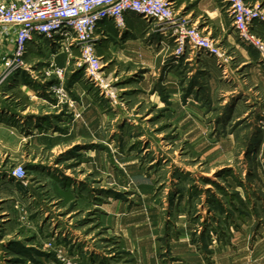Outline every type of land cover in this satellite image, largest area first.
<instances>
[{"label": "rangeland", "instance_id": "374dc122", "mask_svg": "<svg viewBox=\"0 0 264 264\" xmlns=\"http://www.w3.org/2000/svg\"><path fill=\"white\" fill-rule=\"evenodd\" d=\"M246 2L264 9V0ZM174 9L195 24L179 1ZM225 19L248 64L220 43L218 57L189 48L177 57L150 20L96 42L97 78L76 47L69 57L46 41L28 45V69L6 81H57L52 70L64 67L67 97L52 95L55 108L42 115L15 94L13 105H36L31 120L49 133L24 140L13 158L0 142V264H138L102 215L109 203L144 200L162 212L159 259L174 260L170 232L184 221L207 263L264 264V62ZM153 41L152 54L134 48ZM17 166L22 180L9 173Z\"/></svg>", "mask_w": 264, "mask_h": 264}, {"label": "built area", "instance_id": "2783aa9c", "mask_svg": "<svg viewBox=\"0 0 264 264\" xmlns=\"http://www.w3.org/2000/svg\"><path fill=\"white\" fill-rule=\"evenodd\" d=\"M231 17L234 32L243 45L255 50L264 62V41L257 27L264 24V9L246 0H222ZM173 0H0V39L13 44L0 68V91L15 70H27L25 61L30 43L49 42L57 51L71 56L72 47L79 52L87 76L97 78L100 57L96 42L104 37L109 24L125 28V16L136 15L152 21L157 30L173 42L172 53L179 57L187 48L191 51L220 56V45L186 16L178 15ZM64 67L52 70L57 81L49 93L61 101L67 97L64 87ZM10 175L22 180L25 170L14 167ZM65 264H75L66 261Z\"/></svg>", "mask_w": 264, "mask_h": 264}, {"label": "crops", "instance_id": "0c3cea01", "mask_svg": "<svg viewBox=\"0 0 264 264\" xmlns=\"http://www.w3.org/2000/svg\"><path fill=\"white\" fill-rule=\"evenodd\" d=\"M178 1L180 2L181 10H184L183 12L186 11L188 16L192 15L193 22L204 34L210 36L217 43L221 45L226 44L229 48H234V50L240 52L243 58L242 64H248L250 62L247 51L243 46H239L234 33L229 31L228 25H226L225 16L231 17L222 0H173L174 5H176ZM196 9L199 12L193 15ZM142 21L145 20L131 13L126 14L125 29L123 31H129L128 26L132 23ZM113 29L119 30L113 24H109L104 37H101L99 41L106 39L108 31ZM257 30H259V33L264 34V24H260ZM169 39L170 38L164 37L165 43L162 40L161 43L163 46L167 47V49L171 48L172 53L173 42L172 40L169 41ZM135 41H137L136 38L133 42ZM128 42V38H126L124 44ZM154 44V41L147 45L140 46L136 44L134 48L139 49L142 55L152 54ZM12 49V43L4 42L0 39V68L3 57L9 54ZM160 51H162V49ZM28 52L31 55L34 54L32 50L29 51L27 46V53ZM192 52L194 53V51ZM186 54L185 60H189L190 55L189 53ZM250 66L258 71L260 64H251ZM168 74H170V72H168ZM55 82L56 81H7L1 88L0 142L3 140L6 149H10L12 153L11 158L14 157L13 155L18 151L19 146L25 142L24 140H28L30 137H37L38 135L40 137L39 139H41L49 133V129L47 130V127H45L47 122L44 121L41 129L38 130L39 127L36 125L35 121L31 119L40 117L37 113V109L34 108L36 105L42 108V115H47L50 112L49 109L55 108L54 103L50 99L52 95L49 93L50 86ZM17 91L25 94L27 99L36 105L27 104L23 109L16 108L13 103L17 105V98L15 95L18 93ZM2 106L3 109H1ZM62 123H65V121ZM22 129L26 132H21ZM71 132L72 127L69 133ZM33 142H35V139H33ZM6 174H8L7 162L4 163V160L0 157V183L3 180L2 178L7 177ZM161 219V209L157 205H152L145 200L133 206H127L125 203L119 202L109 203L106 205L105 213L102 215L105 226L108 228V231L116 237L118 245L121 249L128 251L130 256H132L138 264H210L207 263L203 256H201L193 245L190 244L188 228L184 221L176 224L177 226L175 229L177 233L175 235L170 232L171 238L168 244L174 260L167 262L159 259L157 256V251L160 246L158 237L163 228ZM214 262V264H218L217 261Z\"/></svg>", "mask_w": 264, "mask_h": 264}, {"label": "trees", "instance_id": "16d2710c", "mask_svg": "<svg viewBox=\"0 0 264 264\" xmlns=\"http://www.w3.org/2000/svg\"><path fill=\"white\" fill-rule=\"evenodd\" d=\"M257 33H259V30H257Z\"/></svg>", "mask_w": 264, "mask_h": 264}, {"label": "bare ground", "instance_id": "6f19581e", "mask_svg": "<svg viewBox=\"0 0 264 264\" xmlns=\"http://www.w3.org/2000/svg\"><path fill=\"white\" fill-rule=\"evenodd\" d=\"M122 30V29H121Z\"/></svg>", "mask_w": 264, "mask_h": 264}]
</instances>
